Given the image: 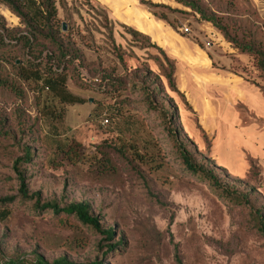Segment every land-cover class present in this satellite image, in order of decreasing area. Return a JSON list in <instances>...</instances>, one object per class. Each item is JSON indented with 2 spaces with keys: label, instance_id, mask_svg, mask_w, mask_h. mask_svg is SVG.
<instances>
[{
  "label": "rangeland",
  "instance_id": "obj_1",
  "mask_svg": "<svg viewBox=\"0 0 264 264\" xmlns=\"http://www.w3.org/2000/svg\"><path fill=\"white\" fill-rule=\"evenodd\" d=\"M217 1L232 16L247 14L250 7L241 1L236 7L230 0ZM148 3L172 11L153 9ZM57 8L54 31H59L60 40L83 58V65L66 75V89L75 98L71 101L74 104L62 103L28 67L37 63L40 52L44 60L46 53L57 50L43 41L30 52L23 45L12 51L0 49L1 72L15 88L12 91L0 86V117L6 120L5 135H0V199L18 195L12 166L21 142L35 152L33 163L26 169L30 193H38L42 203L53 201L62 207L87 204L104 229H115L116 237L112 242H102L101 236L73 218L59 220L46 211L34 214V202L18 200L5 209L6 218L0 215L3 256L29 260L43 256L50 261L67 258L75 263L178 264L177 248L182 264H264V236L251 210L235 205L185 172L162 117L148 108L144 96L132 90L146 77L153 84L152 91L159 86L162 93L155 95L156 105L178 111L180 125L176 122V127H180L185 141L197 147L199 161L224 173L225 182L231 186L245 191L257 189L261 178L255 172L263 179L262 168L251 160L250 169L245 166L246 170L237 171L244 161L237 145L227 138L223 141V136L217 139L218 149L214 150L213 133L203 129L193 103L206 80L199 76L207 70L199 65L211 68L213 61L215 72L261 83L252 60L234 50L210 23L202 22L199 15L174 0H57ZM0 13L10 28L26 34L25 27L5 8L0 7ZM155 14L165 15L167 20ZM132 30L149 36L151 42L136 37ZM157 48L164 51L173 67L177 91L170 87L164 67L155 59L160 56L165 61ZM14 57L23 64L24 76L13 68ZM46 70L45 61L42 75ZM77 71L86 84L76 82ZM106 78L120 79L125 86L113 92L106 87ZM106 119L108 125L104 124ZM130 143L145 156L144 163L133 160L131 154L127 158L121 155ZM59 144H79L81 161L72 164L59 156ZM103 156L111 158L113 172L97 171L96 163ZM259 192L251 200L263 208L264 216V186ZM119 242L123 245L117 250L109 249Z\"/></svg>",
  "mask_w": 264,
  "mask_h": 264
},
{
  "label": "trees",
  "instance_id": "obj_2",
  "mask_svg": "<svg viewBox=\"0 0 264 264\" xmlns=\"http://www.w3.org/2000/svg\"><path fill=\"white\" fill-rule=\"evenodd\" d=\"M177 4L190 9L194 14L200 16L202 22L210 23L229 43L232 44L234 50L242 55L248 56L253 63L254 70L258 72V78L261 83L255 80L246 79L241 75L246 82L252 83L257 88L264 92V21L261 20L258 11L253 7L252 0H230L231 6H237L240 1L245 2L249 7L247 14L235 13L232 14L224 11L217 5V0H174ZM153 8H164L172 11L170 7L164 5H155L148 3ZM0 7L5 8L8 13L15 17L19 21V25L25 27L26 34L22 35L19 28H10L7 19L0 13V49L12 51L19 45H23L25 50L29 52L39 41L45 42L48 46H51L57 52L48 54L46 53L45 59L41 60L40 54L37 58V63H30L28 67H31L32 75L35 78L41 77V81L45 88L51 91L55 97L64 104H74L71 102L75 100L66 89V75L70 70L78 69L83 65V58L79 51L75 50L72 46L66 45L64 41L59 38V31H54V21L58 16L57 0H0ZM157 16V14H155ZM236 16V18H235ZM158 17V16H157ZM162 20H167L165 15L158 17ZM133 35L141 37L148 43L151 42L149 36H145L135 30H132ZM154 47V46H153ZM11 49V50H9ZM160 54H163L164 60L160 56H156L157 62L161 63L166 71V78L170 87L177 91V87L173 81V67L169 64L168 58L160 48H157ZM42 55V54H41ZM18 58L14 57L12 60V66L24 76L23 64L17 62ZM46 61L48 70L42 75L41 66ZM2 65L0 63V86L6 89L15 91V88L11 86L8 80L5 79L2 72ZM237 75V74H235ZM78 80L76 82L82 85L86 84V80L79 71L76 72ZM105 80L102 78L101 82ZM99 81V80H97ZM106 87L113 92H118L125 84L122 80H111L106 78ZM252 81V82H251ZM153 85V84H151ZM151 85L148 82V78L143 79L140 84L132 86L134 93H140L141 97H145L148 100V108L160 114L164 127L168 137L171 139L173 148L178 155V161L184 168L186 173L197 177L200 182L210 186L212 189L220 194L223 198L231 201L237 206L248 208L254 214L256 219V226L259 233L264 236V216L263 208L256 206L253 202L252 195L261 191L264 186V178L260 172H255L256 177L261 178V183L257 186V189H250L245 191L237 186H231L225 182V174L212 168L207 162L199 161V151L197 147L187 141L181 136L180 127H176V122L180 125L179 113L175 109H167L164 104L159 108L154 100L155 95H160L162 90L159 86L151 90ZM50 111V115L53 117V112ZM177 123V124H178ZM6 120L0 117V135H5ZM1 137V136H0ZM23 137V135H21ZM16 143V138L12 139ZM21 146L19 156L13 161V172L17 177L18 182V195L10 196L0 199V215L5 218L8 216V209L16 201H32L34 202V214H41L43 211L51 213L54 217L61 220L64 217L73 218L84 228L90 230L95 235L102 237V242H112L115 240V229H104L99 217H96L90 210V207L84 203H72L66 206H61L57 202H45L42 203L41 196L38 193L31 194L28 186V179L26 176V169L28 165L32 164L35 159V152L28 145H23L21 142L18 144ZM195 146V147H194ZM125 152L121 153L126 158L129 154L133 156V160H138L144 163V155L139 153V148L136 144L130 143ZM57 153L59 156L63 155L72 164H77L81 161L79 156V144L77 146H71V144H59L57 147ZM56 159L52 160L51 164H54ZM128 163H133L131 160H127ZM257 168V161H253ZM96 164H98L97 171L113 172L115 167L111 158L103 156ZM260 193V192H259ZM255 201L259 200L257 197ZM123 243L119 242L109 247L111 251L117 250ZM175 258L178 264H182L181 257L178 249L175 251ZM0 264H105L103 261L87 262V263H75L69 261L67 258H59L56 260H47L43 256H37L33 260L26 258H7L3 256L0 247Z\"/></svg>",
  "mask_w": 264,
  "mask_h": 264
},
{
  "label": "crops",
  "instance_id": "obj_3",
  "mask_svg": "<svg viewBox=\"0 0 264 264\" xmlns=\"http://www.w3.org/2000/svg\"><path fill=\"white\" fill-rule=\"evenodd\" d=\"M253 1L264 19V0ZM209 30L220 38L214 29ZM195 54V58L199 57V52ZM211 63V68L199 65L207 71L199 76L206 80L202 82L201 95L193 97L194 111L199 114L203 129L213 133L214 150L218 149L219 136H223V141L227 138L234 146L237 145L239 156L244 161L237 171L246 170L245 166L249 168V162L254 160L264 174V92L238 75L215 72L213 61ZM186 91L188 94V86ZM224 157L228 159L227 152Z\"/></svg>",
  "mask_w": 264,
  "mask_h": 264
},
{
  "label": "built area",
  "instance_id": "obj_4",
  "mask_svg": "<svg viewBox=\"0 0 264 264\" xmlns=\"http://www.w3.org/2000/svg\"><path fill=\"white\" fill-rule=\"evenodd\" d=\"M189 31L187 30V29H185V33H188ZM110 123V121H109V119H106L105 121H104V124L105 125H108Z\"/></svg>",
  "mask_w": 264,
  "mask_h": 264
},
{
  "label": "water",
  "instance_id": "obj_5",
  "mask_svg": "<svg viewBox=\"0 0 264 264\" xmlns=\"http://www.w3.org/2000/svg\"><path fill=\"white\" fill-rule=\"evenodd\" d=\"M63 30L66 31V26L65 25L63 26Z\"/></svg>",
  "mask_w": 264,
  "mask_h": 264
}]
</instances>
